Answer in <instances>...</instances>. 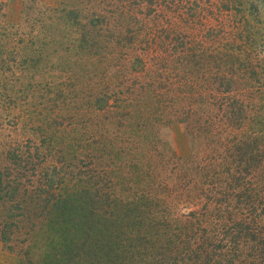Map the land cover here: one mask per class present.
I'll return each instance as SVG.
<instances>
[{
	"label": "rangeland",
	"instance_id": "rangeland-1",
	"mask_svg": "<svg viewBox=\"0 0 264 264\" xmlns=\"http://www.w3.org/2000/svg\"><path fill=\"white\" fill-rule=\"evenodd\" d=\"M190 2L208 8V27H201V30L211 31L209 26L212 24L214 31L206 36L215 39L222 54H228L231 59L238 58L228 61V66L235 64L234 68L223 66L221 70L218 67L213 70L214 79L218 76L220 80L219 77L226 74L231 80L229 90L221 92L214 87L209 91L205 87L209 80L207 76L189 75L188 80L181 82L184 85L187 82L188 88L194 87L195 92L179 91L183 97L178 107L182 109L185 97L189 99L188 103L194 101L197 94L198 97L203 94L207 98L210 96L213 102L227 98L225 110L229 107L230 110L233 100L238 98L245 102L246 121L242 127L235 122L222 124L215 120V113H221L217 100L210 108L214 125L205 143L202 136L206 135L202 133H206L203 126L206 115L200 110L199 103V139L194 138L198 130L193 117V121L161 125L155 130L159 143L152 149V142L146 143L143 138L145 115L141 105L151 99L157 106L162 91L166 99L176 91L166 92L148 85L154 80L159 81L156 72L167 76V69H153L154 65L149 62L145 69L133 66L132 62L125 64L124 60L130 61L127 53L115 45L119 33H125L118 4L113 6L110 0H0V161L14 145L25 152L41 154L47 165L66 169L70 168L68 163L80 162L79 159L86 162L88 159L82 156L90 153V160L96 165L101 164V171H106L110 164L111 170L116 166L124 172L132 171L130 165L135 162L133 171L144 164L155 166L159 180L178 182L174 176L182 175L175 162L180 157L186 170L195 168L192 172L196 176L191 183L192 175L187 177L189 189H185L186 195L180 196L177 202L178 213L204 211L195 186L196 183L201 186L211 174L215 179L226 178L228 191L244 192L253 188L264 195L261 167L264 165V0H243L241 13L217 11L215 2L220 4L221 0ZM228 3L223 2L224 5ZM131 6L133 8L135 4ZM255 6H259V11ZM68 10H75L79 18L69 19ZM83 31L85 33L81 35ZM138 52L146 61L153 55L150 51L147 53L150 55ZM177 84L179 90L184 89ZM174 86L176 88V83ZM112 92L115 94L106 98L105 94ZM122 97L131 107H121L119 100ZM145 113L152 115L155 109L146 108ZM131 134L136 137L133 139ZM102 135L105 147L100 141ZM223 136L225 140L220 139ZM244 136L249 141L238 145ZM138 140L143 144L136 142ZM91 147L105 149L104 154ZM105 151H113L112 155L121 151L129 153L111 159L113 156H108ZM250 155L256 158L251 162L257 165L252 168V173L244 169ZM195 159L196 166H190L189 160ZM167 160L171 162L168 165ZM77 164L84 165L83 162ZM72 167L78 170L75 165ZM226 168L232 169L231 174L224 173ZM98 174L102 178L105 176ZM239 176L240 182L236 180ZM209 183L208 180L205 187ZM209 190L218 191V188L211 183ZM188 193L191 194L187 196ZM258 206L262 208L263 205ZM19 248L18 243L0 240V264H38L39 250L23 254Z\"/></svg>",
	"mask_w": 264,
	"mask_h": 264
},
{
	"label": "trees",
	"instance_id": "trees-1",
	"mask_svg": "<svg viewBox=\"0 0 264 264\" xmlns=\"http://www.w3.org/2000/svg\"><path fill=\"white\" fill-rule=\"evenodd\" d=\"M110 1L113 6L118 4L120 20L125 22V33H119L115 40V45L124 49L130 60H124L125 64L132 62L133 66L145 69L149 62L154 65L153 69H167V76L156 72L159 81L154 80L148 85L166 92L176 91L167 99L162 96V91L157 106L151 99L141 105L145 115L143 138L146 143L152 142V149L159 143L155 130L161 125L193 121V117L198 130L194 138L199 139V103L200 110L206 115L203 119L206 133H202L206 135L202 136L205 143L214 125L210 108L217 100L221 113H215V120L222 124L235 122L238 127L245 124V102L238 98L233 100L230 110V107L225 110L227 98L213 102L210 96L207 98L203 94L199 97L197 94L194 101L188 103L189 99L185 97L183 111L178 107L183 97L179 91L195 92L194 87L188 88L187 82L185 85L181 82L188 80L189 75L207 76L209 80L205 87L209 91L217 87L224 92L232 87L226 74L219 77L220 80L218 76L213 78L214 67L220 70L223 66L234 68L235 64L228 66V61L238 57L231 59L228 54H222L215 39L206 36L214 31L212 24L209 26L211 31L201 30V27H208L207 7L196 3L191 5L190 0ZM224 1L228 3V0H221L220 4L215 2L217 11L242 12L243 0H230L225 5ZM133 3L135 6L132 8ZM255 7L257 10L259 6ZM68 17L78 19L79 14L68 10ZM149 21H152V26ZM138 51L146 55H150L147 54L150 51L153 55L146 61ZM177 83L184 89L179 90ZM128 92H131L130 88ZM112 94L115 93L105 96L109 98ZM119 103L122 108L129 106L124 97ZM150 107L155 109L152 115L145 113V109ZM131 136L133 139L136 137ZM245 137L238 145L249 141ZM220 139L225 140V136ZM100 141L105 147L103 135ZM91 149L103 154L105 150ZM123 153L128 155L129 152L112 155L113 151H105L108 156H113L111 159ZM90 155L82 156L88 159L87 163L79 159L80 162L68 163L70 168L66 169L45 164L39 153L25 152L17 145L9 148L0 161V240L18 243L23 254L39 250L38 264H264V195L260 190L228 191L226 178L215 179L209 170L210 183L205 187L207 180L201 186L198 183L195 186L204 211L178 213L177 202L185 194V189H189L186 187L187 177L192 175L191 183L196 176L192 172L195 168L191 170L185 163L186 170L180 157L175 163L182 176H174L178 182H169L159 180L155 166L144 164L133 171L135 162L130 165L132 171L124 172L116 166L111 170V164L106 171H101V164H94ZM247 159L244 169L252 173V168L257 165L254 166L251 160L256 158L250 155ZM82 162L84 165L77 164ZM170 163L167 160L166 164ZM196 163V159L189 160L190 166H196ZM231 171V168H226L224 173L231 174ZM97 173L106 177L102 178ZM236 180L240 182L241 176ZM211 183L217 186L218 191L209 190ZM190 199L194 198L190 196ZM258 204H262V208Z\"/></svg>",
	"mask_w": 264,
	"mask_h": 264
}]
</instances>
